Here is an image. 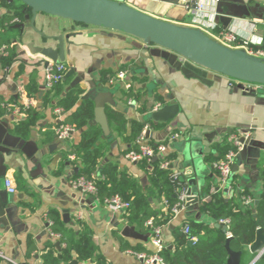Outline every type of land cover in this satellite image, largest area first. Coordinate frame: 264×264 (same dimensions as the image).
Segmentation results:
<instances>
[{"label":"crops","instance_id":"1","mask_svg":"<svg viewBox=\"0 0 264 264\" xmlns=\"http://www.w3.org/2000/svg\"><path fill=\"white\" fill-rule=\"evenodd\" d=\"M117 1L164 21L201 29L217 41V37L231 34L235 40L230 44L225 43L231 48L247 51L264 49V0H207L215 11V15L211 16V21L216 25L214 30L195 21V12L185 7L192 0ZM8 13L9 10L0 0V18ZM13 24L15 28L24 23L16 18ZM36 26L48 36L64 38L63 63L68 74L74 71V80L84 76L82 84L87 86L86 93L93 84L113 93L116 103L125 109L120 112L124 113L129 123L128 134L131 132V122L138 121L145 128L150 126L147 143H163L167 137L179 131L186 134V141L196 143L191 148V163H187L185 152L175 145L168 152V155H177L173 162L174 170L186 171L183 180L188 183L189 193L194 187L191 181H196L199 201L163 226L165 246L173 243L176 228L183 231L187 224L191 227L192 222L214 226L218 223L215 220L214 224L203 221L204 216L211 218L201 210L203 201L214 197L228 203L234 198V192L219 189V176L214 164L219 161L218 143L228 142L229 136L237 131L248 133L260 143L261 149L242 152L238 156L235 163L238 169L234 172L233 182L238 192H246L254 202L259 203L264 186L260 175V169L264 166V95H246L239 88L231 87L228 79L190 66L182 58L171 57L172 66L168 59L152 53L155 47H148L142 41L122 33L45 14L38 15ZM16 29L6 33L14 50L15 62L5 66V56L0 51V124L8 125L7 134L10 136L4 145L8 151L0 153L1 264H45V257L50 253L61 258L68 247L67 233L70 230L90 232L98 256L106 264H143L129 252L155 251L151 245V230L146 234L139 232L130 224L128 213H114L92 195L72 187L81 164L76 157L71 158L75 155L68 153L80 142L81 132L75 131L67 140L57 137L55 129L65 116L63 112L57 113L58 109L54 110L51 105L44 107L43 96L48 91L45 87L44 60L39 55H33L28 48L30 43L56 47L58 42H47L31 28H26L24 34L21 29ZM103 70H112L117 75L126 72V83L141 92L140 102L133 99L123 102L122 91L128 90L125 82L116 78L111 85L102 86L97 80ZM32 81L36 83L38 91L34 97L28 96L35 100L33 110L40 117L28 134H17L15 127L26 115L11 107H22L20 89L26 90ZM157 97L163 100L157 101ZM171 98L180 106L179 117L152 128L148 114L157 104L167 105ZM130 101L136 104L131 105ZM140 109L145 112H140ZM131 147V143L117 138L110 158L118 162L121 168L128 169L140 185L146 187L150 185V169L130 162L126 155L121 156ZM194 155L200 157L198 165H195ZM6 180L12 182L15 193L8 192ZM212 189L219 190L212 194ZM164 200L165 197L151 199L153 208L167 215ZM48 220L55 223V235L48 229ZM126 227L135 228L148 240L127 238L123 235ZM73 261H78L74 252L71 261L61 264ZM78 264L93 262L78 261Z\"/></svg>","mask_w":264,"mask_h":264},{"label":"trees","instance_id":"2","mask_svg":"<svg viewBox=\"0 0 264 264\" xmlns=\"http://www.w3.org/2000/svg\"><path fill=\"white\" fill-rule=\"evenodd\" d=\"M1 2L9 10V13L0 18V48L6 47L8 54L3 58L4 64L10 66L15 62V57L14 50L10 47L11 41L6 33L17 30L13 24L16 18L25 24L31 20L32 15L31 10L19 0L11 4H8L6 0H1ZM116 76L117 73L112 70L100 71L99 83L102 86L111 85ZM74 78L75 74L68 76L67 70L65 79L45 93L43 105L44 107L51 105L54 110H62L65 118L60 124L72 125L76 131L81 132L80 142L74 145L68 153L75 155L80 161L81 168L76 177H84L89 180H92L93 176L97 177L95 179L98 190L97 200L101 203H104L105 199L117 196L124 202L130 203L128 218L130 224L135 226L139 232L143 234L148 232L149 229L145 223L151 218L155 219L157 226H165L173 216L170 212L165 215L160 210L153 208L151 199L165 197L170 207L177 203L170 182L174 167L160 170L159 162L150 165L145 161L138 162L139 166L150 169V185L146 187L140 185L128 169L121 168L118 162L110 158V154L112 147L117 143V138L132 144L131 149L123 152L121 156H125L131 151L140 153V147L135 143V139L144 131V125L138 121L131 122V132L128 134L129 123L124 113L113 107H107L106 112L111 134L106 137L101 126L95 123L94 99H85L86 90L80 85L68 91ZM37 91L38 87L33 81L26 87V92L31 97H34ZM131 99L140 102L141 92L135 88L122 91L121 100L123 102ZM160 100L163 99L157 97V101ZM140 112L145 111L140 109ZM39 117L40 114L31 109L27 112L25 119L17 124L15 133L28 134L37 125ZM149 123L152 128H156L154 122L150 121ZM217 148L219 161L223 160L228 152L234 149L233 145L227 141L218 143ZM176 158V153L169 155L167 153L165 160L173 163ZM260 175L264 181V166L260 169ZM232 192L235 194L232 201L226 203L212 197L210 200L203 201L201 210L207 212L215 221L230 219L229 231L233 236L230 241V248L235 252H242L241 264H252L257 254L251 253L250 247L255 243L259 229L264 235V186L258 204L253 201L251 205H245L242 197L249 196L246 192H238L234 182ZM191 227L192 236L196 237L198 242L195 245H190V237L185 235L181 228H176L173 231V243L167 245L161 253L166 264H227L229 258L226 248L227 235L224 234L223 230L214 225L195 222H192ZM67 242L68 247L62 252L61 258L50 253L45 257V264L69 262L72 260L73 252L76 254L79 263L92 261L93 264H106L98 256V249L87 230L68 231ZM154 252H147L146 250L148 254ZM255 264H264V254Z\"/></svg>","mask_w":264,"mask_h":264},{"label":"water","instance_id":"3","mask_svg":"<svg viewBox=\"0 0 264 264\" xmlns=\"http://www.w3.org/2000/svg\"><path fill=\"white\" fill-rule=\"evenodd\" d=\"M16 0H7L13 3ZM28 9L31 10V20L28 25L18 24L15 28L21 29L24 34L26 28L41 35L47 42L57 41L56 47L43 45L36 46L30 43L28 48L33 55H39L44 60V68H47L50 62L59 63L65 61V40L62 36H48L40 31L36 26L39 14H45L52 17L69 20L77 24L90 27L104 28L120 33L133 36L142 41L148 47H155L154 55L162 56L168 59L173 66L171 57L182 58L190 66L206 70L217 76L264 86V59L250 55L245 49H236L226 46L203 30L192 27L179 26L146 13H143L122 1L117 0H19ZM71 71L68 76L73 74ZM84 76L77 77L69 86L68 91L80 85L84 90L87 86L83 85ZM99 81V80H97ZM238 88L246 95H256L258 93L247 92L242 84ZM99 88L93 84L91 90L86 93L85 99L93 98L95 102V123L100 125L106 137L110 136L111 130L107 117V106L115 107L119 111H124V107L116 103L113 93ZM180 115V106L175 99L171 98L170 102L155 112H150L147 119L155 124L169 123L175 121ZM8 125L0 124V153L7 152L4 147L7 139H10ZM150 136V131L146 133V138ZM12 138V137H11ZM241 142L244 144L242 152H251L255 149H261L259 142L253 138L242 137ZM156 161V159H155ZM238 166L235 164L233 171H237ZM193 189L189 193L188 206H192L199 201L196 181H191ZM258 204V201H256ZM215 227L222 229L227 234L228 228L219 223ZM123 235L127 238L147 241L148 237L138 233L133 227H126ZM227 239L226 248L228 251L227 264H241L242 252H235L230 248V241ZM193 244L192 241L189 242ZM250 250L257 253L255 262L264 254V235L261 229L258 230V236ZM70 264H78L73 261Z\"/></svg>","mask_w":264,"mask_h":264},{"label":"built area","instance_id":"4","mask_svg":"<svg viewBox=\"0 0 264 264\" xmlns=\"http://www.w3.org/2000/svg\"><path fill=\"white\" fill-rule=\"evenodd\" d=\"M185 7L187 9H192L196 14V22L201 26H207L209 29L214 30L216 25L213 21H211V16L215 15L214 9H212L207 0H192L190 3H186ZM16 23H19L16 20ZM218 41L225 45V43H232L235 40V37L231 34L222 35L221 37H217ZM247 44V43H246ZM3 56H7L6 47H3L1 50ZM250 55L264 59V49H260L257 51L250 50L247 51ZM45 87L47 90H50L54 87L55 84L62 82L65 79V75L67 72V67L63 62L53 63L50 62L49 66L45 68ZM128 76L126 72L118 73L116 79L121 82H125L126 90L131 89V85L126 83ZM229 80V79H228ZM229 84L231 87L238 88L239 84H242L244 90L247 92L254 91L258 93V91H264V86L259 84H251L246 82H240L237 80H229ZM19 95L22 97L23 104L22 107H11L12 110H16L17 112H21L22 114H27L28 111L33 109L36 106V102L33 98L29 97L26 93V90L21 88ZM130 104H136L135 101H130ZM164 107L162 104H157L155 108L151 112L158 111ZM57 113H62V110L58 109ZM150 131V126H147L141 135H139L135 139V143L140 147V153L135 151H131L126 155L127 160L132 163H138L140 161H145L149 165L154 162H159L160 170H167L171 167H174L173 163L165 160L166 154L171 149L172 145L178 140L185 139L186 134L181 132H175L163 143H147L148 139L146 138L147 131ZM76 131L75 127L68 124H60L56 127L55 133L60 140H67L70 136ZM245 137L250 138L248 133L243 131H237V133L229 136L228 142L233 145L234 149L230 150L226 157L218 161L214 164V168L219 176V189H226L229 193L233 191V167L236 163V160L239 154L243 151L244 144L241 142V138ZM75 156H71L74 159ZM156 159V161H155ZM186 171L174 170L170 176V182L173 186L175 196L177 198V203L170 207L167 200L163 201V204L166 209V213L170 212L173 217L178 216L182 212L186 211L188 208V198H189V186L187 181L183 180L185 178ZM96 176H93L92 180L86 179L84 177H77L72 182V187L76 190H80L85 194L92 195L97 199V186H96ZM5 186L9 193H15L16 189L13 187L12 182L10 180L5 181ZM218 189V190H219ZM218 190L212 189V194H216ZM245 205H251L253 200L250 197L243 196L242 197ZM104 204L110 208L114 213H128L131 205L130 203L124 202L120 197H113L104 200ZM155 219L151 218L146 223L145 226L151 230L152 238L151 245L155 248V252L153 254L148 253H132L139 260L143 262V264H166L165 259L161 255V253L165 249V243L163 240V227L157 226L155 223ZM48 229L49 231L55 235L56 232L53 230L55 223L52 220H48ZM219 224H223L228 228L227 239L233 238L231 232L229 231V226L231 224L230 219H221L218 221ZM183 233L190 237V241L195 245L198 242V239L192 236V229L190 225H186L183 229ZM3 257V253L0 252V258ZM17 264V263H11Z\"/></svg>","mask_w":264,"mask_h":264},{"label":"rangeland","instance_id":"5","mask_svg":"<svg viewBox=\"0 0 264 264\" xmlns=\"http://www.w3.org/2000/svg\"><path fill=\"white\" fill-rule=\"evenodd\" d=\"M50 17H52V16H50ZM109 31H112V30H109ZM114 32H116V31H114ZM117 33H120V32H117ZM122 34L126 35L128 37H131V38H135L133 36H130V35H127V34H124V33H122ZM258 94L259 95H264V91H262V90L258 91ZM195 144H196L195 142L192 143L191 141H186L185 139H181V140H178L177 142H175L173 145L178 147L182 152H185V155L187 156V163H191L192 162V159H191V148L193 146H195ZM194 160H195V165L196 164L198 165V163L200 161V157H196V155H194ZM203 221H205L207 223H211V224L215 223V221L213 219H211L209 216H204Z\"/></svg>","mask_w":264,"mask_h":264}]
</instances>
